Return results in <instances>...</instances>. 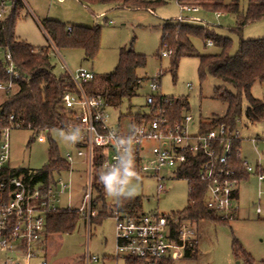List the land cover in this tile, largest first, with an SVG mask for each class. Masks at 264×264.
Listing matches in <instances>:
<instances>
[{
	"label": "rangeland",
	"instance_id": "rangeland-1",
	"mask_svg": "<svg viewBox=\"0 0 264 264\" xmlns=\"http://www.w3.org/2000/svg\"><path fill=\"white\" fill-rule=\"evenodd\" d=\"M154 1V0H147ZM233 0H224L225 4ZM8 2H10L8 0ZM24 8L15 25V33L22 40L37 48L47 50L53 71L56 76L85 67L93 71L97 77L110 73L118 63L121 48H132L144 54L147 63L138 69V74L145 77L138 89V95L125 99L119 106L109 105L111 122L116 127L119 123L126 127L130 124V114L143 109L146 96L152 93L151 81L159 77L160 91L165 96L186 99L185 112L195 116L196 122L213 116H223L227 104L214 98V91L221 87L235 92L232 85L207 75L204 79L199 75V58L197 56L182 57L175 72L171 70V57L162 56L165 50L161 46V26L167 21H175L181 14L176 0L155 5L152 8H111L95 4L84 6L78 0H22ZM202 9L197 13L204 19L203 25L216 33L232 39V53L238 49L240 39H258L264 37V19L246 24L240 35L234 32L237 15L224 10L212 11L202 4L211 3L200 0ZM248 0H239L241 14L247 10ZM104 12L105 16H101ZM217 12L222 13L217 16ZM46 17L59 20L68 26L75 24L101 26L100 49L92 60L83 58L84 52L77 48H57L42 28ZM38 24V25H37ZM199 24V23H197ZM194 46L200 54L217 53L215 45H205L200 38L193 39ZM251 93L254 97L264 99V81L255 82ZM7 94L0 93V103ZM247 100L243 99V114L237 126L241 132V155L251 164L260 158L264 169V144L259 142L257 148L251 140L264 137V118L261 122L251 123L244 114ZM49 135V136H48ZM44 141L38 140V134L28 128H13L9 133L10 162L12 168L41 169L48 164L52 141L55 142L59 154L64 157L67 151L76 153L65 129H54L47 134ZM152 144L147 143V152ZM258 150V151H257ZM261 153V157L259 153ZM97 154L94 152L93 156ZM94 166V163H93ZM95 169V168H94ZM91 172V182L96 176ZM70 179L71 187L63 196L62 204H71L79 208L83 203L85 191L88 189L90 171L87 160L76 157L71 171L63 173ZM107 175H102L106 177ZM103 180V179H102ZM107 186L105 185V188ZM167 191L157 195L156 181L152 178L125 180L119 189L108 194L106 200L115 205L119 197H140L142 210L151 212L158 210L164 214L183 211L189 200V184L184 178L167 180ZM239 212L235 220L215 222L200 220L194 223L197 231V251L191 257L172 261L170 264H264V178L259 181L253 176L240 185ZM116 222L112 216L105 218L100 224L90 221L80 214L75 229L70 233L55 234L48 238L49 264H83L85 255L90 252L98 256L94 264H126L122 257H114L116 245ZM107 256V259H104Z\"/></svg>",
	"mask_w": 264,
	"mask_h": 264
},
{
	"label": "built area",
	"instance_id": "built-area-1",
	"mask_svg": "<svg viewBox=\"0 0 264 264\" xmlns=\"http://www.w3.org/2000/svg\"><path fill=\"white\" fill-rule=\"evenodd\" d=\"M0 0V20L5 19L14 8L16 0ZM22 1V0H21ZM181 14L178 22L202 24L204 19L197 15L202 9L200 0L177 1ZM222 13L217 12V16ZM71 29L69 28V31ZM213 45L211 41L207 43ZM165 49L162 56H169ZM9 76L0 82V93H11L17 86L16 79L23 78L11 53L0 50ZM76 90H66L62 104L69 117L66 131L76 153L67 151L64 159L73 165L76 157L87 160L90 171L88 189L78 213L90 220L92 211L91 172L95 157L94 148L101 150L102 171L116 175L113 187L119 189L129 178L156 181L157 195L167 191V180L184 178L189 184L200 183L205 188L203 206L224 221L235 220L239 212L238 191L241 179L232 166L234 153L241 158L240 149L234 145L241 142L237 127L220 124L206 131L202 130L200 119L181 111L179 119L171 121L167 107L178 97L165 96L160 91L158 77L151 81L152 93L146 96L142 118L136 123L131 117L126 127L111 122L109 105L104 98L86 91L85 85L96 78V74L80 67L68 69ZM13 116L10 117L12 123ZM0 121V172L10 167L9 133L18 124L2 126ZM44 132L38 133V140L44 141ZM257 148L264 144V137L253 138ZM147 143L152 146L147 152ZM258 151V150H257ZM259 153V152H258ZM192 155L197 163V176L190 179L180 173ZM260 155V154H259ZM200 156L205 159L200 160ZM246 172L261 181L264 170L260 158L255 164L242 159ZM71 171V170H70ZM68 171V173L70 172ZM63 174V173H62ZM59 175L53 184L42 188L41 183L29 186L22 176H11L0 180V264H49L46 258V237L48 214L60 207L64 194L71 187V181ZM192 184V185H191ZM112 217L116 222V245L114 257H122L127 264H164L186 257L197 249V231L194 222L185 211L164 214L158 210L144 212L142 209L123 211L116 208ZM99 258L87 251L83 264H94Z\"/></svg>",
	"mask_w": 264,
	"mask_h": 264
},
{
	"label": "trees",
	"instance_id": "trees-1",
	"mask_svg": "<svg viewBox=\"0 0 264 264\" xmlns=\"http://www.w3.org/2000/svg\"><path fill=\"white\" fill-rule=\"evenodd\" d=\"M83 4H114L119 8H148L167 3L169 0H79ZM182 1V0H176ZM211 3L202 4L212 11L224 10L226 13L237 15V25L234 32L240 35L243 27L251 22L264 19V0H248L247 10L241 14L239 0H233L225 4L224 0H208ZM24 4L21 0L14 1V8L8 16L0 20V50L10 52L12 58L23 78L16 79L17 86L11 93H5L6 98L0 103V121L2 126L16 125L20 128H28L36 134L46 132L49 134L54 129H65L69 123V117L62 104V96L66 90H76V86L69 73L56 76L53 65L46 49L37 48L25 40L20 39L15 33V25L20 16ZM42 28L48 38L57 48H79L84 52L86 60L96 57L101 42V26L71 25L54 20L45 19ZM69 28L71 29L69 31ZM194 38H200L205 45L209 41L219 48L217 53L200 54L193 43ZM232 39L216 33L210 27L203 24L178 22L167 20L161 26V46L171 50V70L176 71L178 62L185 56H197L199 58V75L204 79L212 75L230 84L235 92L226 91L218 87L214 91V98L227 104V111L223 116H213L202 120V130L212 129L223 124L230 128L237 127L243 114V99L247 100L244 114L251 123L261 122L264 118V99L256 98L251 93L252 85L264 81V37L258 39H240L238 49L232 53ZM147 57L135 52L132 48H121L118 63L110 73L101 75L85 85L87 92L100 95L108 105L119 106L125 99L138 95V89L145 77L138 74V69L144 68ZM9 76L5 69L3 57L0 55V82L7 81ZM159 79V77H158ZM187 106L186 99L178 97L168 107L171 121L179 119L181 111ZM13 116L12 123L10 117ZM136 123H140L142 114H130ZM49 136V135H48ZM240 149V141L235 143L234 150ZM97 154L94 159V173L92 179V211L96 212L90 218L100 224L105 218L112 216L118 208L123 211H133L142 208L140 197H119L115 205L106 200L105 183L102 175L101 150L94 148ZM188 164L180 170L190 179L197 176L198 166L192 155ZM205 157L200 156V160ZM232 166L237 177L245 180L248 173L243 167L242 160L235 153L232 157ZM72 169L58 152L57 146L52 141L48 164L41 169H22L7 167L0 172V180L11 176H22L29 186L37 183L42 188H47L55 182V179L64 172ZM192 185V184H191ZM194 190L189 192L188 205L185 213L194 223L200 220L222 221L215 212L207 210L203 206L205 188L200 183L193 184ZM80 217L78 210L70 207H60L50 212L47 219L46 237L55 234L72 232ZM224 223H226L224 221ZM197 251V250H196ZM193 253H187L191 257ZM252 264L250 259H247ZM170 261L164 264H170ZM127 264V263H126Z\"/></svg>",
	"mask_w": 264,
	"mask_h": 264
},
{
	"label": "crops",
	"instance_id": "crops-1",
	"mask_svg": "<svg viewBox=\"0 0 264 264\" xmlns=\"http://www.w3.org/2000/svg\"><path fill=\"white\" fill-rule=\"evenodd\" d=\"M59 1H62V0H59ZM79 1V0H78ZM80 2V1H79ZM83 4V3H82ZM84 6H91V5H87V4H83ZM100 5H104V6H108V7H110L111 6V8H118L116 5H114V4H100ZM101 16H105V14H104V12H102V14H101ZM46 19H53V18H49V17H46ZM54 20H56V19H54ZM57 21H59V20H57ZM38 25V24H37ZM75 25H83V26H88V27H91V25H84V24H75ZM18 36V35H17ZM19 37V36H18ZM20 38V37H19ZM21 39V38H20ZM29 43V42H28ZM31 44V43H30ZM33 45V44H32ZM83 58H84V55H83ZM80 68V67H79ZM145 109H144V106H143V109L142 110H139L138 112H136L135 114H137V113H140V112H143ZM130 119H131V117H130ZM201 119V118H200ZM125 126V125H124ZM259 137V136H258ZM252 142V141H251ZM240 144H241V142H240ZM260 155V157H261V153H259ZM241 158L242 159H246L245 157H243L242 155H241ZM258 159H259V157H258ZM258 162V160L256 161V163ZM264 170V169H263ZM64 173H67V172H64ZM250 176H253V177H255L256 179H258L257 178V176L256 175H254V174H250V175H248V177L245 179V180H242V182L243 181H246V180H248L249 178H250ZM241 182V183H242ZM241 183H240V185H241ZM239 190H240V186H239ZM239 199H240V193H239V191H238V201H239ZM65 200V199H64ZM64 200H62L61 201V205H67V203L66 204H62V202L64 201ZM47 243H48V241H47ZM47 243L45 244V248H46V258H47V260H48V257H47V255H48V245H47ZM114 251H115V248H114ZM114 254V253H113ZM104 259H107V256H105V258Z\"/></svg>",
	"mask_w": 264,
	"mask_h": 264
},
{
	"label": "clouds",
	"instance_id": "clouds-1",
	"mask_svg": "<svg viewBox=\"0 0 264 264\" xmlns=\"http://www.w3.org/2000/svg\"><path fill=\"white\" fill-rule=\"evenodd\" d=\"M102 179H103L105 185L107 186L105 188L107 193L108 194H112L115 191L113 185H114V182L117 179V176L114 174V175L103 177Z\"/></svg>",
	"mask_w": 264,
	"mask_h": 264
}]
</instances>
